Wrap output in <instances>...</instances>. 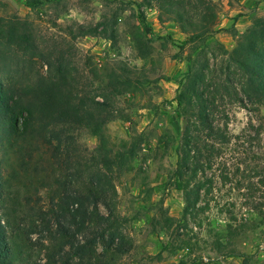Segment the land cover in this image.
<instances>
[{
    "label": "rangeland",
    "instance_id": "374dc122",
    "mask_svg": "<svg viewBox=\"0 0 264 264\" xmlns=\"http://www.w3.org/2000/svg\"><path fill=\"white\" fill-rule=\"evenodd\" d=\"M211 1L218 4L216 23L203 47L210 58L219 45L232 49L252 17L264 15V4L258 5L264 0ZM139 2L42 0L31 10L25 0H0V17L29 14L40 38L72 55L79 74L91 71L85 66L88 61L101 69L122 60L143 81L114 100V118L106 124L107 160L93 162L99 141L78 128L73 144H68L74 167L56 170L73 172V186L85 191L95 183L94 175H106L100 176L97 188H105L130 250L115 260L101 256L105 264H264V107L254 110L229 100L220 105L218 123L229 142L219 153L205 156L195 177H182L190 186L197 180L204 183L196 207L184 213L183 191L176 188L174 175L183 130L175 98L198 50L186 42L188 35L178 23L159 21L155 6L138 7ZM186 5L191 17L211 14L194 0ZM242 13L250 20L243 32L225 27L227 20ZM80 26L95 27L99 34L84 35ZM37 66L45 72L40 61ZM52 195V185L40 191L42 207L55 228ZM97 205L107 214L101 202ZM95 249L103 251L100 241Z\"/></svg>",
    "mask_w": 264,
    "mask_h": 264
},
{
    "label": "trees",
    "instance_id": "16d2710c",
    "mask_svg": "<svg viewBox=\"0 0 264 264\" xmlns=\"http://www.w3.org/2000/svg\"><path fill=\"white\" fill-rule=\"evenodd\" d=\"M194 1L210 16H189L188 0L136 3L155 6L161 22L178 23L188 35L186 42L198 50L175 98L176 115L183 123L175 186L183 191L186 214L196 207L204 183L197 180L190 186L182 177H195L205 156L219 153L220 146L229 142L218 123L220 105L229 100L244 108L264 107V15L252 17L232 49L219 45L217 53L210 51V58L203 47L216 23L218 4ZM25 4L35 10L42 0ZM80 28L84 35L99 34L95 27ZM71 59L61 47H50L40 38L29 14L0 17V264H105L101 256L115 260L130 250L105 188H97L100 176L106 175H94L95 183L85 191L73 186V172L66 175L56 167H74L68 144H73L72 134L78 128L98 139V153L91 159L104 163L110 150L106 124L114 118V100L143 81L122 60L101 69L88 61L85 66L91 71L83 75ZM51 185L55 228L40 196ZM110 191L115 192L113 186ZM98 202L107 214L99 212ZM98 241L103 246L100 253L95 249ZM72 258L77 261L72 263Z\"/></svg>",
    "mask_w": 264,
    "mask_h": 264
},
{
    "label": "crops",
    "instance_id": "0c3cea01",
    "mask_svg": "<svg viewBox=\"0 0 264 264\" xmlns=\"http://www.w3.org/2000/svg\"><path fill=\"white\" fill-rule=\"evenodd\" d=\"M250 1L252 0H247V2L249 3ZM259 1V0H258ZM247 2H245L246 4H248ZM257 3V2H256ZM260 4V5H259ZM264 4L263 2H259L258 5L259 7ZM258 7V8H259ZM248 11V10H247ZM246 11V12H247ZM238 15V16H237ZM235 16H237L236 18H232L230 19L229 21L227 20L226 22V25L225 27H228V26H234L237 30L238 33H241L243 32L247 26L249 25L250 23V20H249V15H246V14H237Z\"/></svg>",
    "mask_w": 264,
    "mask_h": 264
}]
</instances>
